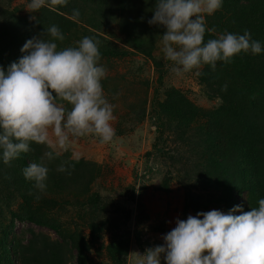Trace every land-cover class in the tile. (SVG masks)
Masks as SVG:
<instances>
[{
	"label": "trees",
	"instance_id": "trees-1",
	"mask_svg": "<svg viewBox=\"0 0 264 264\" xmlns=\"http://www.w3.org/2000/svg\"><path fill=\"white\" fill-rule=\"evenodd\" d=\"M69 1L57 4L69 13L62 25L54 23L65 36L64 41L57 42L60 49L75 47L73 37L76 30L83 33L79 21L86 20L98 33H86L83 38L98 40L101 56L120 57L136 51L155 62L158 85L149 111L157 137L147 155L168 156V163L173 167L169 174L178 180L186 178L205 188L221 186L223 189L215 200L228 210L236 205H242L244 211L258 207V201L264 198V53L241 52L233 57L231 63L218 61L215 70L210 65H204L207 70L200 76L204 93L208 98H218L221 103L216 115L209 112L202 117L197 111H191L186 98L166 83L168 69L164 61L167 60L154 55L156 48L153 43L146 46L142 38L145 32L157 31L158 28L164 30L148 23L149 16L154 15L155 0H81L83 4L80 7L72 6ZM87 8L91 10V15L84 19ZM73 10H78L79 16H74ZM1 11L0 16L4 17L0 18V63L7 71L11 63L26 54L21 52V48L34 36L26 21L17 14V7L12 10L2 8ZM115 14L121 18L119 27L122 26L127 34L125 42L128 45L124 46H129V50L124 46L116 47L106 30L111 27ZM205 24L207 29L214 30L206 31L205 42L218 38L224 32L243 34L248 30L254 40L264 45V0H224L223 6L209 16ZM57 102L71 110L68 102ZM145 114L146 108L137 119L141 120ZM118 131L123 132L120 128ZM171 131L177 134L185 152L167 151L164 144ZM30 149L9 164H0V197L8 200L16 196L14 189L23 197V209L11 210L10 223L0 231V264H69L72 258L75 261L71 264H126L133 239L131 231L124 229L130 211L126 221L120 222L119 218L112 216L118 209V203L114 200L110 203L99 192H91L88 196L84 194L88 189L77 183L76 177L81 178L82 175L76 167L60 172L57 169L61 165H51L47 161V188L40 193L32 181L25 179L23 169L31 162H39L42 157L46 160V150L34 143H31ZM190 159L196 162H182ZM0 162L3 160L0 159ZM181 163L187 168L184 174ZM48 192L50 196L46 195ZM34 199L38 201L36 206L33 205ZM72 199L78 204L75 211L78 220L72 226L57 222L56 215L46 217L54 202L57 204L55 210L63 205V201L72 202ZM18 219L54 229L61 241L48 244L45 240L35 244V235L23 244L14 231ZM86 224L90 229L88 234L84 231ZM134 234V240L143 252L151 247L148 239L143 240L140 231H134ZM85 235L90 236L87 238ZM104 240H108V245H104ZM74 250L76 256L72 255ZM92 253L97 254L95 261Z\"/></svg>",
	"mask_w": 264,
	"mask_h": 264
},
{
	"label": "clouds",
	"instance_id": "clouds-1",
	"mask_svg": "<svg viewBox=\"0 0 264 264\" xmlns=\"http://www.w3.org/2000/svg\"><path fill=\"white\" fill-rule=\"evenodd\" d=\"M68 0H30L27 9L67 4ZM224 0H155L150 25L165 29L162 35L164 58L172 62L177 76L217 62L231 63L241 52L264 53V45L243 34L224 32L204 40L205 15L211 16ZM79 16L78 10H73ZM65 36L56 25L22 46V55L7 71L0 66V159L5 164L28 153L31 143L44 144L48 160L67 150L71 137L92 134L101 143L116 135L112 126L114 106L104 94L106 68L100 64V42L84 37L75 47L60 49ZM199 74V73H197ZM227 86L225 85V90ZM71 104V110L57 101ZM66 171L64 165L58 169ZM49 168L41 158L23 169L25 179L40 193L46 191ZM39 199V196L37 197ZM258 207L244 211L236 205L227 212H198L176 220L163 235L164 244L139 254L137 264H264V198ZM241 214L237 215L236 213Z\"/></svg>",
	"mask_w": 264,
	"mask_h": 264
},
{
	"label": "rangeland",
	"instance_id": "rangeland-1",
	"mask_svg": "<svg viewBox=\"0 0 264 264\" xmlns=\"http://www.w3.org/2000/svg\"><path fill=\"white\" fill-rule=\"evenodd\" d=\"M29 2L30 0H0V14L2 8L12 10L17 7V14L23 21H26V25L31 29L34 37L44 33L47 27L56 25L54 23L58 22V26L62 25L66 21L64 19L69 15L57 4L43 7L33 13L27 9ZM69 2L72 3V6L75 4L74 6L78 7L83 4L81 0H70ZM245 4L246 2L243 3V5ZM86 10L88 11L84 15V19L91 15V10L88 8ZM113 18L111 27L106 29L110 32L112 41L116 47L128 45L125 42L127 34L122 26L119 27L121 18H118L116 14ZM208 18L209 16L205 15V21ZM79 23L83 33L79 29L76 30L73 37L74 46H77V42L86 33H98L86 20H80ZM158 29L145 32L142 38L145 39L146 46L153 43L156 48L154 55L164 59L162 35L165 29ZM124 48L129 50L130 47L124 46ZM99 63L107 71L102 85L106 98L114 106L115 119L112 121V126L116 132L115 137L109 143H101L100 138L92 134L71 137L67 150H59L60 155L56 156L54 153L53 159L45 161L51 165H64L65 168L76 167L82 175L81 178L76 177L77 183L83 184V188L88 189L84 194L88 196L91 192H99L110 203L113 200L116 204L118 203V209L114 210L112 216L119 218L120 222L126 221L128 210L130 211V217L124 229L131 231L133 239L126 264H137L139 254L144 252L134 240V231H140L143 240L148 239L150 246L154 247L165 243L162 237L176 226L177 218L186 220L188 215L195 216L202 211L216 209L227 212L229 210L215 200L223 189L221 186H216L215 189L211 186L205 188L200 186V183L196 184L186 178L178 180L176 176L169 174L170 171H173V167L168 163L170 162L168 156L147 155L153 149L157 137L156 126L150 119L149 111L155 88L158 85V69L155 62L132 51L131 54L120 57L101 56ZM164 63L168 69L165 76L166 83L173 86L174 90L179 91L186 98V104L191 111H197L202 117L208 115L209 112H212L213 115L217 114L216 110L221 101L218 98H208L201 82V73L207 70L204 65L199 69L177 76L170 71L173 66L172 62L164 61ZM0 66H2L1 63ZM65 108L69 110V107ZM145 108V117L142 115V119L138 120L137 116ZM118 127L123 132L118 131ZM166 140L164 146L169 153L185 152L186 149L183 143L177 140L175 132L171 131V135H168ZM34 145L43 147L46 152L50 151L44 144L34 143ZM182 162L196 161L190 159L189 161L182 160ZM0 164L5 165L4 162H0ZM181 168L182 174H184L186 172L184 170L187 168L182 163ZM2 170L4 171V169ZM14 193L16 196H11L8 200L0 197V223H3L0 225V231L4 225L10 223L11 210L23 209V197L15 189ZM46 195L50 196L51 194L48 192ZM72 200V202L63 201V205L55 210L57 204L54 202V206L48 210L46 217L56 215L57 222L60 221L63 226H72L78 220L75 212L78 204L74 199ZM37 204L38 201L34 199L33 205ZM15 224L16 238L23 244H27L32 237L36 236L35 244H41L45 240H48V244L57 240L61 241L56 231L47 226L22 219H18ZM84 231L86 234L90 233L87 224ZM107 235L109 236V234ZM89 236L85 235L87 238ZM96 244L101 245V243ZM104 245H108V240H104ZM72 255L76 256L75 250ZM91 256L95 261L97 254L92 253ZM74 261V258L70 259L69 264ZM162 264H166L163 259Z\"/></svg>",
	"mask_w": 264,
	"mask_h": 264
}]
</instances>
